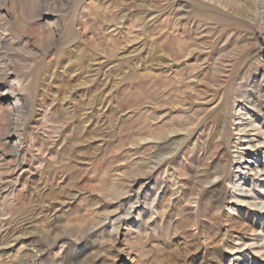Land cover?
<instances>
[{"label": "rangeland", "instance_id": "obj_1", "mask_svg": "<svg viewBox=\"0 0 264 264\" xmlns=\"http://www.w3.org/2000/svg\"><path fill=\"white\" fill-rule=\"evenodd\" d=\"M0 26V264H264L226 182L264 0H0Z\"/></svg>", "mask_w": 264, "mask_h": 264}, {"label": "bare ground", "instance_id": "obj_2", "mask_svg": "<svg viewBox=\"0 0 264 264\" xmlns=\"http://www.w3.org/2000/svg\"><path fill=\"white\" fill-rule=\"evenodd\" d=\"M57 27H59V25L54 24L53 30L55 32L57 31ZM3 65L1 61L0 67H2ZM250 87L251 86H249L248 84H245L243 86L244 89L241 90L242 92L240 95V99L243 104L242 110H249L248 112H243L241 114H244L243 116L247 117L246 120H248V122L244 125L243 124L240 125V129L238 131V136L240 141H238L234 147L235 149H237V151H235L236 155L234 159L238 160V162L236 163L237 164L236 173L233 177L228 178L226 182L229 183V188L232 192L231 195L232 202L236 204L245 205L248 208L263 206L262 209H264V160H261V158L264 157V110L259 108L260 107L259 105L261 104L260 101L261 100L264 101V95H262L261 97L260 96L253 97L249 92ZM15 88L14 86H11L10 88L0 87V96L2 98H5V96L8 95H12L16 97L18 93H17V89ZM15 100L18 101L17 98H15ZM253 116L260 118V120L254 121ZM222 135H219L218 138L223 137ZM207 154L208 153H206L205 155L206 157L205 166L208 169L205 170V173L207 172L205 183L206 184L217 183L218 186H222L225 183L223 182L224 163H222L221 160L217 161L216 165L214 166L216 172H214L213 174L209 173L210 171L209 168L212 167L213 164L208 163V161L212 159V157H209V155ZM213 154L215 155V157L217 156V158L220 157V153L218 152L217 153L214 152ZM251 179L253 180V185H250ZM136 198L137 200H139V197ZM135 203L133 204L135 205ZM133 204L130 207V210L134 208ZM130 214L131 212H128L127 215ZM120 220L121 219H117L116 224H118ZM113 228L115 233L119 232V227L117 225H114Z\"/></svg>", "mask_w": 264, "mask_h": 264}]
</instances>
